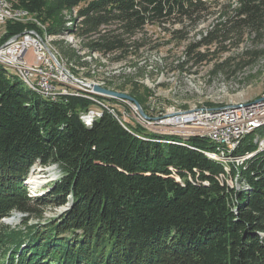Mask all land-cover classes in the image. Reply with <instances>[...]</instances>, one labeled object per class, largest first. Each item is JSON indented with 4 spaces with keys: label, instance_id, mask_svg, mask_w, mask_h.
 Here are the masks:
<instances>
[{
    "label": "trees",
    "instance_id": "trees-1",
    "mask_svg": "<svg viewBox=\"0 0 264 264\" xmlns=\"http://www.w3.org/2000/svg\"><path fill=\"white\" fill-rule=\"evenodd\" d=\"M9 1L47 34L80 39L87 56L118 54L117 60L143 45L146 25L197 22L205 10L203 0ZM81 1L85 6L65 24L62 11ZM234 1V15L188 52L219 34L264 33V0ZM25 29L42 33L33 23L6 22L0 40ZM53 42L68 64L87 66L69 43ZM8 70L0 63V220L14 211L40 218L49 203L70 206L24 230L0 227L1 264H264V125L242 139L234 159L222 162L204 153L215 151L206 138L158 136L111 111L87 124L94 101L78 94L49 99ZM133 85L129 93L148 113ZM35 163L56 164L61 176L45 193L31 196L24 180ZM226 165L238 174L239 187L227 183Z\"/></svg>",
    "mask_w": 264,
    "mask_h": 264
},
{
    "label": "rangeland",
    "instance_id": "rangeland-1",
    "mask_svg": "<svg viewBox=\"0 0 264 264\" xmlns=\"http://www.w3.org/2000/svg\"><path fill=\"white\" fill-rule=\"evenodd\" d=\"M203 3L205 10L200 13V20L197 22L188 20L183 23L166 24L164 26L146 25L143 32L144 38L140 40L143 45L138 49H133L126 57L119 60L116 59L118 54L107 56L92 54L91 56H87L86 51H80L81 40L68 34L55 35L56 37L49 35V38L44 39L46 41L44 43L49 47L48 50L53 52L59 62L69 71L70 76L84 84L93 82L103 87L126 93H129L134 86L133 84H137L139 92L145 98V108L149 115L153 114L154 116V113L156 114V112L166 109L192 110L200 108L214 109L216 107V109H223L225 107H235L238 104H249L262 100L264 98V33L260 35H255L248 31H243L239 35L228 33L226 35L227 39H224L219 34L217 35V39L207 47H201L195 49L194 52H188L190 44L198 43L213 27L225 21L228 17H232L237 7L234 0H203ZM82 6H85V1H81L77 6L62 11L65 24L68 23L69 17L73 20L78 15V11ZM24 18L19 19L17 22L23 24L33 23L39 27L41 32L46 30L45 26L40 24L28 12ZM6 22L0 23V37L6 32ZM68 24L71 25V23ZM38 35H42V33ZM8 39L3 42L0 40V45L4 44ZM54 39H63L69 43L79 54L84 56L83 59L87 61V66L79 68L68 64L66 59L60 55L53 42ZM195 53L200 54L199 56L203 55L204 59L199 60L197 58L196 60ZM26 57L28 60L33 59L31 50L27 51ZM0 63L2 62L0 61ZM2 64L4 67H7L5 63ZM71 67L75 68L74 71ZM8 71L14 72L11 68ZM54 73L61 78L60 74L55 71ZM62 83L61 88L56 84L59 88L57 91L64 93L62 95L78 94L95 102L94 106L85 115V122L87 124L91 122L89 120L91 118L89 114L91 109L101 113L104 110L108 112L109 110H114L112 113L117 115L116 117L120 115V117L124 118L125 115L126 121L133 125L139 124L138 120L130 117L134 106L132 103L121 100V102L98 100L87 95L91 92L85 88L89 87L81 83H76L69 79H63ZM27 86L33 91L42 92L36 82L33 88L28 84ZM60 92L55 96H51L49 93L46 95L49 96V99L51 97L54 100L55 97L61 94ZM149 107H153L155 111L154 109L149 110ZM123 118L120 119L122 122ZM148 128L146 129L151 131L156 129L159 131L160 133L152 132L158 136L172 135L185 140L182 135L179 136L176 133H163V128L152 126ZM184 136L186 139L197 137L188 134ZM257 138L258 136L256 135L255 139ZM160 139L157 137L152 138L154 141H160ZM262 140L264 139L260 140V147L258 146L260 150L264 148L263 143H261ZM166 142L176 143L171 138H167ZM180 144L183 143L181 142ZM225 150L227 149L225 148ZM255 153L246 154H252L251 156H253ZM246 154L237 158L248 159L251 157H248ZM218 159L225 161L223 157H219ZM234 161L236 162V160ZM241 161L239 160L236 163H240ZM225 168L229 173L226 176L227 183L231 184L233 182L236 184H233V186L239 187L238 174L232 175L228 165ZM60 176L61 172L56 164L41 166L35 163L24 180V184L27 183L25 185H27L29 195L42 194ZM69 206L70 201L61 206L49 203L44 207L43 216L40 218L14 211L12 214L1 218L0 227L12 230H24L27 225L47 223L49 219L58 216L62 211L68 209Z\"/></svg>",
    "mask_w": 264,
    "mask_h": 264
},
{
    "label": "built area",
    "instance_id": "built-area-1",
    "mask_svg": "<svg viewBox=\"0 0 264 264\" xmlns=\"http://www.w3.org/2000/svg\"><path fill=\"white\" fill-rule=\"evenodd\" d=\"M7 15L10 14H7L3 9V5L0 4V17ZM28 50H31L32 60H28L26 57ZM0 61H4L7 66H13L18 69L21 75L28 76V78L37 83L40 89H45L51 96L59 94L60 91H57L59 88L56 84H63V79H69L77 83L75 78L69 75L68 70L63 71L56 65L53 53L41 44V35H38L34 29L14 35L0 45ZM54 71L60 74L61 78ZM60 93V95L64 94ZM149 109L154 108L149 107ZM130 117L138 120L140 125H149L156 128H173V130L182 131L193 129L207 130L211 131L213 135L232 142L239 137V133L244 130L245 126L264 118V98L258 102L245 105L243 108L232 107L231 109L218 110L187 109L186 111L166 109L156 112V114L154 113L153 117L157 119L151 120L143 119L133 106ZM89 119L93 123V115Z\"/></svg>",
    "mask_w": 264,
    "mask_h": 264
},
{
    "label": "bare ground",
    "instance_id": "bare-ground-1",
    "mask_svg": "<svg viewBox=\"0 0 264 264\" xmlns=\"http://www.w3.org/2000/svg\"><path fill=\"white\" fill-rule=\"evenodd\" d=\"M0 4L3 5V9L5 12H7V14H10V15H7V16H3V17H0V23L2 22H6V21H11V22H17L19 19H25L24 16H26L27 14V11L25 10H22V9H13L11 7V3L8 1V0H0ZM12 8V9H11ZM22 10V11H20ZM25 11V12H24ZM68 23H71V22H68ZM67 25H70L68 24ZM29 30V29H28ZM28 30H24V31H28ZM47 39L49 38V34H47V31L46 30H43L42 32V35H41V43L42 45H44L45 47H47L49 49V47L46 45V42L44 39ZM50 51V50H49ZM51 52V51H50ZM53 53V52H52ZM54 55V59H57V56L53 53ZM59 61V60H58ZM2 63H5L4 61H1ZM62 64V63H61ZM63 65V64H62ZM9 68H12V69H15L16 70V73L17 75L21 78V80H23V82H25L26 84L30 85L32 88L34 86V81H32L30 78H28V76H23L21 75V72L18 71V69H16L15 67L13 66H7ZM65 67V66H64ZM67 70V69H66ZM69 73V71H68ZM70 75V74H69ZM78 83H81L82 85H85L87 86V84H84L83 82L81 81H78L77 79H75ZM88 83V82H87ZM88 87V86H87ZM90 88V87H89ZM89 88H85V89H88V91H90ZM42 92H39L40 94L42 95H45L47 96V91L45 89H41ZM84 90V89H83ZM45 91V92H44ZM94 97V96H93ZM259 100L255 101V102H258ZM97 102V101H96ZM254 103V102H253ZM249 104H252V103H249ZM245 105H248V104H238L237 106H235V108H243V106ZM217 108V107H216ZM211 109V108H200V109H192V110H218V109ZM232 107H225L223 109H231ZM222 109V108H221ZM111 112H113L114 110H109ZM178 111H186V110H178ZM89 114L90 115H93V120L97 117H100L101 113L98 112V111H95L94 109L90 110L89 111ZM90 120V119H89ZM91 121V120H90ZM90 124V123H89ZM264 125V118H262L261 120H259L258 122H255V123H252V124H249L247 126H245L244 130L242 132L239 133V137H237L236 139H234L232 142L230 141H227L226 139L224 138H220V136H216V135H213L211 131H207V130H202V129H193V130H186V131H182V130H173V128H163L164 131L163 133H176L177 135L179 136H183L185 139L186 137L184 135L188 134V135H191V136H199L200 138H206V140L208 139L209 142H212L213 145H214V149L215 151H211V150H205L204 153L213 158V159H216V160H219L218 158L219 157H223L225 159V161L223 160H219V161H222V162H227L229 161L230 159H234V157H232V152L237 148V146L240 144V142L242 141V139L248 135L249 133L251 132H254L256 129H258L259 127L263 126ZM144 127L148 128V127H151L149 125H143ZM150 129V128H148ZM153 132H157V133H160L159 131H155V130H152ZM182 133V134H181ZM172 136V135H171ZM207 140V141H208ZM264 140L261 141V143H263ZM222 148V150H221ZM225 148L227 150H225ZM249 156V155H247ZM244 157V156H243ZM237 158V157H235ZM227 160V161H226ZM238 160V161H237ZM239 160H243V158L241 157L240 159H236L237 162H239ZM227 164V163H226ZM29 185V184H28ZM33 189V188H32Z\"/></svg>",
    "mask_w": 264,
    "mask_h": 264
},
{
    "label": "water",
    "instance_id": "water-1",
    "mask_svg": "<svg viewBox=\"0 0 264 264\" xmlns=\"http://www.w3.org/2000/svg\"><path fill=\"white\" fill-rule=\"evenodd\" d=\"M54 61L59 68H61L63 71H67L66 68L61 64V62H59L57 59H54ZM87 86L90 87L89 92H91L94 95L106 97V98L118 99L121 101H127V102L132 103L137 109V112L139 113V115L145 120L157 119L156 117H153L147 114L144 111L142 105L139 103V101L134 96L130 95L129 93L103 87L93 82H88Z\"/></svg>",
    "mask_w": 264,
    "mask_h": 264
},
{
    "label": "crops",
    "instance_id": "crops-1",
    "mask_svg": "<svg viewBox=\"0 0 264 264\" xmlns=\"http://www.w3.org/2000/svg\"><path fill=\"white\" fill-rule=\"evenodd\" d=\"M153 132V131H152Z\"/></svg>",
    "mask_w": 264,
    "mask_h": 264
}]
</instances>
